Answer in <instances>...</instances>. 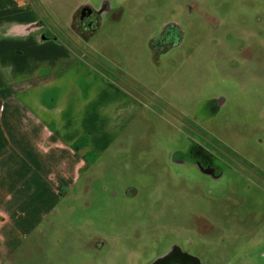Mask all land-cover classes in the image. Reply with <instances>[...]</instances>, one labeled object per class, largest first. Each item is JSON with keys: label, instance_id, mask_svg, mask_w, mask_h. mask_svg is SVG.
<instances>
[{"label": "rangeland", "instance_id": "374dc122", "mask_svg": "<svg viewBox=\"0 0 264 264\" xmlns=\"http://www.w3.org/2000/svg\"><path fill=\"white\" fill-rule=\"evenodd\" d=\"M51 1L38 3L44 22L88 62L66 85L71 112L89 98L98 124L73 145L85 163L73 185L51 180L62 174L45 165L52 138L41 141L44 165L8 166L3 190L23 184L16 205L27 213L40 201L42 213L8 262L126 264L119 251L165 231L158 247L177 240L200 264H264V173L243 170L264 171V0ZM86 1H98L100 27L76 50L66 29ZM168 25L182 36L156 56L150 42ZM195 123L241 165L218 160L217 179L202 170Z\"/></svg>", "mask_w": 264, "mask_h": 264}, {"label": "crops", "instance_id": "0c3cea01", "mask_svg": "<svg viewBox=\"0 0 264 264\" xmlns=\"http://www.w3.org/2000/svg\"><path fill=\"white\" fill-rule=\"evenodd\" d=\"M38 3L53 6L51 0H0V264H10L8 260L19 250L18 237L32 233L42 215L40 201L27 213L16 205L23 199L18 195L23 184L13 182L14 194L3 190L8 166L44 165L47 153L41 141L52 138L45 165H56L62 174L58 183L52 176L51 180L56 189L73 185L74 174L85 167L73 145L82 137H95L98 124L88 115L89 98L78 104V113L71 112L66 85H78L80 77L73 80V65L87 69L88 62L46 25ZM86 3L96 7L98 1ZM68 165L71 174L65 172ZM57 193L49 190L48 200Z\"/></svg>", "mask_w": 264, "mask_h": 264}, {"label": "flooded vegetation", "instance_id": "af4514ba", "mask_svg": "<svg viewBox=\"0 0 264 264\" xmlns=\"http://www.w3.org/2000/svg\"><path fill=\"white\" fill-rule=\"evenodd\" d=\"M92 4L94 5V3ZM102 5L103 3L101 7ZM98 27H100V8L89 6L87 3L83 4L78 7L70 23L69 31L73 33L75 40L69 42V44L78 50L79 43L85 42L87 35H92ZM181 36L182 33L177 26L168 25L164 27L163 32L150 42L151 51L156 56L167 54L175 46L176 41L180 40ZM194 125L200 129L189 130L197 136V143H194L191 147H193L196 156L195 162L202 170L209 172L217 179L219 177L217 172H219V166H221L218 160H223L226 157L232 164L241 165L235 161L232 154H225L222 151L221 146L218 144L219 141L213 139V135L209 131L202 129L197 123ZM243 170L252 177L254 173H258L260 170L264 173L258 165L252 163L245 164ZM168 234L169 232L165 233V231L161 233L153 232L149 237V241L130 244L128 248L119 251L118 254L124 257L126 264H200L197 254L190 247L187 249L184 243L177 240L164 247H158L164 243L165 236ZM153 235L156 238H153ZM159 248L161 250L154 254V251ZM134 250L137 252H134ZM146 255L147 257L144 258Z\"/></svg>", "mask_w": 264, "mask_h": 264}]
</instances>
